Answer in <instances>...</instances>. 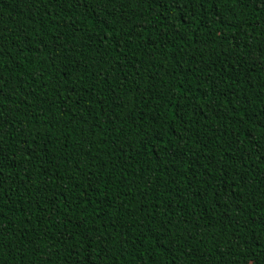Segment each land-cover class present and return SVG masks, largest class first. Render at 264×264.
I'll use <instances>...</instances> for the list:
<instances>
[{
	"label": "trees",
	"instance_id": "obj_1",
	"mask_svg": "<svg viewBox=\"0 0 264 264\" xmlns=\"http://www.w3.org/2000/svg\"><path fill=\"white\" fill-rule=\"evenodd\" d=\"M0 264H264V0H0Z\"/></svg>",
	"mask_w": 264,
	"mask_h": 264
}]
</instances>
